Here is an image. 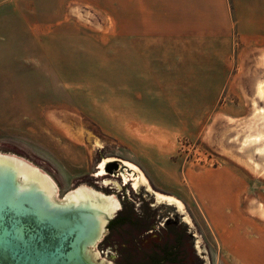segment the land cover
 I'll return each instance as SVG.
<instances>
[{"label": "rangeland", "instance_id": "obj_1", "mask_svg": "<svg viewBox=\"0 0 264 264\" xmlns=\"http://www.w3.org/2000/svg\"><path fill=\"white\" fill-rule=\"evenodd\" d=\"M262 53L264 0H0V150L67 189L132 163L210 264H264V155L233 141Z\"/></svg>", "mask_w": 264, "mask_h": 264}, {"label": "water", "instance_id": "obj_2", "mask_svg": "<svg viewBox=\"0 0 264 264\" xmlns=\"http://www.w3.org/2000/svg\"><path fill=\"white\" fill-rule=\"evenodd\" d=\"M260 66H264L262 53ZM254 115L238 122L237 151L264 155V79L252 83ZM147 216L150 229L179 225L195 264H210L173 204H162L134 164L109 159L103 170L59 187L43 164L0 150V264H125L106 224L121 209Z\"/></svg>", "mask_w": 264, "mask_h": 264}, {"label": "trees", "instance_id": "obj_3", "mask_svg": "<svg viewBox=\"0 0 264 264\" xmlns=\"http://www.w3.org/2000/svg\"><path fill=\"white\" fill-rule=\"evenodd\" d=\"M106 226V239L116 244L125 264H195L193 249L179 225L167 223L155 235L147 232V216L129 208L119 210Z\"/></svg>", "mask_w": 264, "mask_h": 264}, {"label": "bare ground", "instance_id": "obj_4", "mask_svg": "<svg viewBox=\"0 0 264 264\" xmlns=\"http://www.w3.org/2000/svg\"><path fill=\"white\" fill-rule=\"evenodd\" d=\"M102 169H100L99 171H101ZM140 177L143 179V177L140 175ZM263 208V207H262ZM261 213V212H260ZM261 227V226H260ZM260 250H261V248H260ZM260 252V251H259Z\"/></svg>", "mask_w": 264, "mask_h": 264}, {"label": "flooded vegetation", "instance_id": "obj_5", "mask_svg": "<svg viewBox=\"0 0 264 264\" xmlns=\"http://www.w3.org/2000/svg\"><path fill=\"white\" fill-rule=\"evenodd\" d=\"M157 234H158V232L155 233V235H157Z\"/></svg>", "mask_w": 264, "mask_h": 264}]
</instances>
